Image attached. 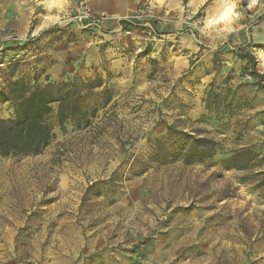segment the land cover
<instances>
[{
	"label": "rangeland",
	"instance_id": "obj_1",
	"mask_svg": "<svg viewBox=\"0 0 264 264\" xmlns=\"http://www.w3.org/2000/svg\"><path fill=\"white\" fill-rule=\"evenodd\" d=\"M97 76L0 156V264H264V0H0V92Z\"/></svg>",
	"mask_w": 264,
	"mask_h": 264
},
{
	"label": "trees",
	"instance_id": "obj_2",
	"mask_svg": "<svg viewBox=\"0 0 264 264\" xmlns=\"http://www.w3.org/2000/svg\"><path fill=\"white\" fill-rule=\"evenodd\" d=\"M102 84L99 76L52 81L43 87H31L22 80L8 82L5 91L0 92V102H12L14 114L11 118L0 117V156H25L43 149L52 136L48 115L53 105L61 127L68 120L87 124L96 108L88 110L86 99ZM214 144L210 138H195L183 159L202 162L212 156Z\"/></svg>",
	"mask_w": 264,
	"mask_h": 264
},
{
	"label": "bare ground",
	"instance_id": "obj_3",
	"mask_svg": "<svg viewBox=\"0 0 264 264\" xmlns=\"http://www.w3.org/2000/svg\"><path fill=\"white\" fill-rule=\"evenodd\" d=\"M223 6H224V9L222 10L220 16L225 17V16H227V15L230 13V11L232 10V5L229 4V3H226V2L224 1ZM122 9H123V8H122ZM123 14H124V12H123Z\"/></svg>",
	"mask_w": 264,
	"mask_h": 264
},
{
	"label": "crops",
	"instance_id": "obj_4",
	"mask_svg": "<svg viewBox=\"0 0 264 264\" xmlns=\"http://www.w3.org/2000/svg\"><path fill=\"white\" fill-rule=\"evenodd\" d=\"M123 8V9H122ZM118 14H123V12L124 13H126L127 12V8H126V5H124V4H120L119 5V8H118Z\"/></svg>",
	"mask_w": 264,
	"mask_h": 264
}]
</instances>
